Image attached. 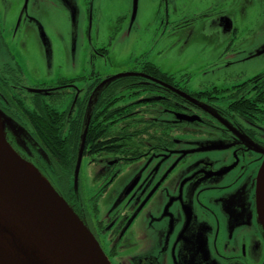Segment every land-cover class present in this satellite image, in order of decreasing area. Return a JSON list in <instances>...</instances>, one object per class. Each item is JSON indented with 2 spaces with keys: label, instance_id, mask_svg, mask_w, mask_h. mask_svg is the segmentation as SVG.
<instances>
[{
  "label": "flooded vegetation",
  "instance_id": "obj_1",
  "mask_svg": "<svg viewBox=\"0 0 264 264\" xmlns=\"http://www.w3.org/2000/svg\"><path fill=\"white\" fill-rule=\"evenodd\" d=\"M143 27L136 47H146L122 71L143 76L112 79L90 113L97 123L101 96L117 94L110 109L118 111L108 122L120 139L109 149L84 147L96 191L90 205L79 191L68 202L110 264H264L254 193L264 148V0L160 1ZM12 61L0 64V109L24 130H7L6 140L51 173L28 108L42 115L52 104L80 116L81 124L95 88L113 75L92 70L64 84L25 85L21 65ZM212 73L216 80L207 78ZM78 78L85 86L74 84ZM216 131L228 152L195 156Z\"/></svg>",
  "mask_w": 264,
  "mask_h": 264
},
{
  "label": "rangeland",
  "instance_id": "obj_2",
  "mask_svg": "<svg viewBox=\"0 0 264 264\" xmlns=\"http://www.w3.org/2000/svg\"><path fill=\"white\" fill-rule=\"evenodd\" d=\"M160 1L166 0H137L132 16L133 0H0V64L17 61L25 85L54 86L61 79H86L92 70L108 77L121 73L130 65L131 56L146 47H136L135 39L146 35L143 24L157 13ZM216 77L215 73L207 76L209 80ZM84 80L78 78L74 84L85 86ZM216 133L198 143L195 156L208 159L212 153L228 152L224 151L228 141ZM79 169L76 191L90 205L89 196L96 191L90 158L83 157ZM130 252L134 250L124 254Z\"/></svg>",
  "mask_w": 264,
  "mask_h": 264
},
{
  "label": "water",
  "instance_id": "obj_3",
  "mask_svg": "<svg viewBox=\"0 0 264 264\" xmlns=\"http://www.w3.org/2000/svg\"><path fill=\"white\" fill-rule=\"evenodd\" d=\"M137 0H133V12ZM121 72L102 80L85 112L73 168V186L80 173L92 104L103 86ZM20 128L0 109V141L14 157L0 148V264H110L106 254L69 202L31 161L23 159L6 140L7 130ZM21 129V128H20ZM255 177L257 222L264 235V151ZM32 171H28V169Z\"/></svg>",
  "mask_w": 264,
  "mask_h": 264
},
{
  "label": "trees",
  "instance_id": "obj_4",
  "mask_svg": "<svg viewBox=\"0 0 264 264\" xmlns=\"http://www.w3.org/2000/svg\"><path fill=\"white\" fill-rule=\"evenodd\" d=\"M133 79H137V77L133 75L121 76V78H114L111 82L119 84L122 83V81H132ZM68 81L65 79H61L59 83L64 84V83H68ZM111 82L109 81L103 86L104 90L106 89V86L109 83L111 84ZM1 84L2 83H0V88H2ZM5 84L3 85L4 87L7 85ZM111 90H114L113 86H111ZM54 95L55 94H51L48 96H50L51 98V96ZM116 96L117 94L115 93H113L112 96H108L105 93L101 96V98L97 102L98 111L96 115H97V119L99 120H97V123L96 122L94 123L93 117L90 116V120L88 123V130L85 136L86 137L84 144L85 148L88 146V148H91V150L93 151L94 148H96L95 146L100 145L102 148L104 146L107 147V149H109V146H111V144H114V141L120 139L118 137L114 138L112 136L110 130L112 123L108 122V120L113 117L114 113L118 111V110L110 109L112 103H115L116 102L115 100H117L115 99ZM10 100L12 102L11 95H10ZM43 104L44 103L41 102L40 105ZM19 105L24 107V103L22 101H19ZM43 107L44 108L39 111L42 115H39V113L38 114L32 113L30 108H28L26 112V116L27 118H29V122L31 123L35 139H37L38 142L41 143V146L47 149L49 152V156H50L49 167H52L53 171H51V173L43 172L42 174L54 185L56 190L60 192L61 195L64 196V198L68 202L69 199L71 197H74V195L77 194L76 192H78L74 190V186H73L74 184L73 168L76 163L75 158L78 151V148L75 147L76 146L78 147L77 144H79V140H80L79 136L81 133L82 123L80 124V116H72V115L69 116L67 113L68 112L67 109L62 110L60 107L58 108L52 104H48ZM94 124L97 126V128L94 126ZM19 127L21 129L20 128L17 129L21 131L24 130L21 125H19ZM95 131L99 133L100 143H96L98 142V140L94 136ZM112 138H114V140ZM45 164L48 165L47 162H45Z\"/></svg>",
  "mask_w": 264,
  "mask_h": 264
},
{
  "label": "bare ground",
  "instance_id": "obj_5",
  "mask_svg": "<svg viewBox=\"0 0 264 264\" xmlns=\"http://www.w3.org/2000/svg\"><path fill=\"white\" fill-rule=\"evenodd\" d=\"M0 148H1L3 151H5L7 154H9L12 158L14 157L12 151H10V150L7 148V146L5 145V143H2L1 141H0ZM26 168H27V167H26ZM27 169H28L29 172L32 171V170L29 169V168H27ZM32 172L35 173L34 171H32ZM35 174H36V173H35Z\"/></svg>",
  "mask_w": 264,
  "mask_h": 264
}]
</instances>
